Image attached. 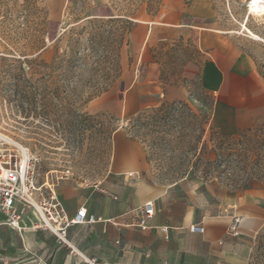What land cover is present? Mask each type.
Wrapping results in <instances>:
<instances>
[{
	"label": "rangeland",
	"instance_id": "obj_1",
	"mask_svg": "<svg viewBox=\"0 0 264 264\" xmlns=\"http://www.w3.org/2000/svg\"><path fill=\"white\" fill-rule=\"evenodd\" d=\"M249 3L0 0L4 147L27 154L37 187L61 175L60 186L105 184L117 130L141 145L154 183L264 186V15H248ZM180 28L188 31H165ZM199 30L228 42L219 70L208 68ZM150 65L160 93L182 86L185 98L163 96L129 118L110 111L132 83L148 79ZM249 264H264V227Z\"/></svg>",
	"mask_w": 264,
	"mask_h": 264
},
{
	"label": "crops",
	"instance_id": "obj_2",
	"mask_svg": "<svg viewBox=\"0 0 264 264\" xmlns=\"http://www.w3.org/2000/svg\"><path fill=\"white\" fill-rule=\"evenodd\" d=\"M165 31L175 36L188 30ZM196 34L200 49L210 53L208 68L219 70L222 51L231 50L228 42L212 31L199 30ZM191 67H187L188 71ZM147 76L144 81L132 83L122 98L113 102L110 111L129 118L160 103L163 96L168 100L185 98L182 86L160 93L152 65ZM222 81V75L218 76L216 95ZM110 168L106 183L91 189L60 186L62 181L55 184L56 195L69 215L84 207L88 214L100 218L93 224L68 228L67 239L80 254L95 258L99 264L250 263L256 237L264 227V186L252 183L234 190L214 183H154L146 173L141 145L119 130L112 137ZM147 201L153 202L154 215L149 227L141 230L133 222ZM235 216L240 221L233 233L229 227ZM35 221V216L26 211L20 222L24 229L0 226V264H80L79 256L53 234L30 229ZM191 225L202 227L203 232L190 231Z\"/></svg>",
	"mask_w": 264,
	"mask_h": 264
},
{
	"label": "built area",
	"instance_id": "obj_3",
	"mask_svg": "<svg viewBox=\"0 0 264 264\" xmlns=\"http://www.w3.org/2000/svg\"><path fill=\"white\" fill-rule=\"evenodd\" d=\"M6 140H11L0 134V226L7 225L18 231L24 229L20 224L26 211H30L35 216L36 221L30 225L32 230L48 231L55 236L57 241L65 244L80 258V264H99L95 258L86 257L76 251L67 239V230L73 225L93 224L100 220L93 214H88L84 207H80L73 215H69L54 190L58 180L63 179V175L56 178V182H47L43 186L47 187L46 192L42 187L36 186L34 168L27 156L21 157L12 150L5 148ZM129 176H132L130 173ZM154 215V204L147 201L133 225L141 230L149 227V220ZM240 219L235 216L230 224V231L235 233ZM192 232H203V228L198 225L189 227ZM166 231V227H161ZM162 264H174L163 262Z\"/></svg>",
	"mask_w": 264,
	"mask_h": 264
},
{
	"label": "bare ground",
	"instance_id": "obj_4",
	"mask_svg": "<svg viewBox=\"0 0 264 264\" xmlns=\"http://www.w3.org/2000/svg\"><path fill=\"white\" fill-rule=\"evenodd\" d=\"M247 13L248 15L263 16L264 15V0H250L249 5L247 6ZM244 28H246V26H244ZM248 32L252 34L249 30ZM22 151H24V149Z\"/></svg>",
	"mask_w": 264,
	"mask_h": 264
},
{
	"label": "trees",
	"instance_id": "obj_5",
	"mask_svg": "<svg viewBox=\"0 0 264 264\" xmlns=\"http://www.w3.org/2000/svg\"><path fill=\"white\" fill-rule=\"evenodd\" d=\"M149 13L151 14V12L149 11ZM111 16V15H110ZM128 18H127V23H131L132 21H130V17L129 16H127ZM109 19H112V18H109Z\"/></svg>",
	"mask_w": 264,
	"mask_h": 264
}]
</instances>
